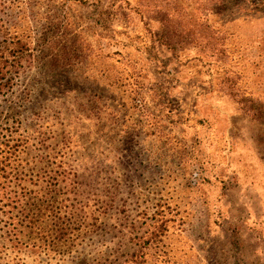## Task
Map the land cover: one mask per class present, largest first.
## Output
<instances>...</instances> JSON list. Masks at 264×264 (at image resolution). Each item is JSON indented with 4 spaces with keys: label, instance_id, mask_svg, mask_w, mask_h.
<instances>
[{
    "label": "rangeland",
    "instance_id": "rangeland-1",
    "mask_svg": "<svg viewBox=\"0 0 264 264\" xmlns=\"http://www.w3.org/2000/svg\"><path fill=\"white\" fill-rule=\"evenodd\" d=\"M0 24L28 47L0 264H264V0H0Z\"/></svg>",
    "mask_w": 264,
    "mask_h": 264
},
{
    "label": "trees",
    "instance_id": "trees-1",
    "mask_svg": "<svg viewBox=\"0 0 264 264\" xmlns=\"http://www.w3.org/2000/svg\"><path fill=\"white\" fill-rule=\"evenodd\" d=\"M224 0H208L209 10L223 3ZM7 27L0 24V91L12 88V80L20 73L18 61L28 51L27 44L20 39H14L8 34Z\"/></svg>",
    "mask_w": 264,
    "mask_h": 264
}]
</instances>
